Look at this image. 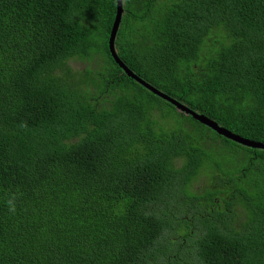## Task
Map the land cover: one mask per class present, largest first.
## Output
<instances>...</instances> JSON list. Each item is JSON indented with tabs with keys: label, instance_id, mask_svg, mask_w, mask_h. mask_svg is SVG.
Listing matches in <instances>:
<instances>
[{
	"label": "trees",
	"instance_id": "1",
	"mask_svg": "<svg viewBox=\"0 0 264 264\" xmlns=\"http://www.w3.org/2000/svg\"><path fill=\"white\" fill-rule=\"evenodd\" d=\"M116 11L0 0V264H173L177 251L264 264V148L129 76L109 48ZM116 48L159 90L264 143V0H124Z\"/></svg>",
	"mask_w": 264,
	"mask_h": 264
},
{
	"label": "water",
	"instance_id": "2",
	"mask_svg": "<svg viewBox=\"0 0 264 264\" xmlns=\"http://www.w3.org/2000/svg\"><path fill=\"white\" fill-rule=\"evenodd\" d=\"M124 14V0H117V11L115 20L113 22L110 36H109V48L111 49V54L114 60L124 69V71L137 80L141 85L145 86L147 89L153 91L154 93L160 95L162 98L168 100L170 103L175 105L180 111L185 112L187 114H191L196 120L200 121L201 123L207 125L208 127L212 128L214 131H216L221 136H224L229 139H233L237 142H240L242 144L248 145L252 148H264V143L256 142L247 138L240 137L228 129L224 128L223 126H220L217 121L214 119H211L210 117L201 114L199 112L194 111L189 106L185 105L183 102L178 101L176 98L168 95L167 93H164L163 91L159 90L146 80L142 79L140 76H138L136 73H134L125 63L124 61L119 57L117 51H116V38L119 31V27L122 21V15Z\"/></svg>",
	"mask_w": 264,
	"mask_h": 264
},
{
	"label": "rangeland",
	"instance_id": "3",
	"mask_svg": "<svg viewBox=\"0 0 264 264\" xmlns=\"http://www.w3.org/2000/svg\"><path fill=\"white\" fill-rule=\"evenodd\" d=\"M94 62L96 63L97 61H94ZM76 63H77V65H78L79 67H85L86 64H87V63H85V62H81V61H78V62H76ZM188 122L191 123V124H193V123L191 122V120L188 121ZM210 175H211V173H210ZM209 178H210V177L208 176L207 171H206V173H201V176H200L199 180L195 181V182L193 183V185L195 186V188H201V187H203V185H206V182L208 181ZM181 210H182V209H181ZM180 256H181V257H180ZM172 261H173V264H184L185 262H188V258L185 257V256H182V255L177 251V252H176V255H175V258H174Z\"/></svg>",
	"mask_w": 264,
	"mask_h": 264
},
{
	"label": "clouds",
	"instance_id": "4",
	"mask_svg": "<svg viewBox=\"0 0 264 264\" xmlns=\"http://www.w3.org/2000/svg\"><path fill=\"white\" fill-rule=\"evenodd\" d=\"M120 28V27H119ZM117 39V38H116ZM116 51L118 53V50L116 48ZM120 57V56H119ZM179 101V100H178ZM16 197L15 195H12L11 197L8 198V200L6 201L7 206H8V210L12 213H15L16 211V203H15Z\"/></svg>",
	"mask_w": 264,
	"mask_h": 264
},
{
	"label": "bare ground",
	"instance_id": "5",
	"mask_svg": "<svg viewBox=\"0 0 264 264\" xmlns=\"http://www.w3.org/2000/svg\"><path fill=\"white\" fill-rule=\"evenodd\" d=\"M122 22V21H121Z\"/></svg>",
	"mask_w": 264,
	"mask_h": 264
}]
</instances>
